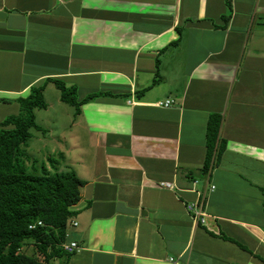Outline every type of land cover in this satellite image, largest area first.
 <instances>
[{
  "label": "crops",
  "instance_id": "0c3cea01",
  "mask_svg": "<svg viewBox=\"0 0 264 264\" xmlns=\"http://www.w3.org/2000/svg\"><path fill=\"white\" fill-rule=\"evenodd\" d=\"M32 86L25 169L83 181L69 264H264V0H0V122Z\"/></svg>",
  "mask_w": 264,
  "mask_h": 264
},
{
  "label": "trees",
  "instance_id": "16d2710c",
  "mask_svg": "<svg viewBox=\"0 0 264 264\" xmlns=\"http://www.w3.org/2000/svg\"><path fill=\"white\" fill-rule=\"evenodd\" d=\"M61 99L79 107L76 91L58 82ZM19 113L0 122V264H69L71 255L62 244L73 220L70 207L80 199L83 181L73 172L26 173L21 148L36 124L34 110L44 107L42 86H32L18 98ZM220 116L211 115L206 130L204 169L217 162L225 142L219 139ZM54 163V158L49 157ZM41 221V224L38 222ZM74 221V220H73ZM33 227H30V226ZM27 247H30L27 250Z\"/></svg>",
  "mask_w": 264,
  "mask_h": 264
},
{
  "label": "built area",
  "instance_id": "2783aa9c",
  "mask_svg": "<svg viewBox=\"0 0 264 264\" xmlns=\"http://www.w3.org/2000/svg\"><path fill=\"white\" fill-rule=\"evenodd\" d=\"M170 103V100H166L165 102L162 101H158L155 103L156 106H168ZM160 186H164L167 188H172L173 187V183L172 182H160L159 183ZM214 186H211V191L213 190ZM187 211L189 212V214L191 215V217L196 220V221H200V222H204V210L203 207L201 206L200 203L198 202H191L187 205ZM38 224H41V221L38 222ZM70 225L76 226L77 222L75 221H71ZM30 227H33L32 225ZM62 248L65 252L72 254L76 251H78L80 249V247L78 246V244L74 241H70V242H65L62 244Z\"/></svg>",
  "mask_w": 264,
  "mask_h": 264
},
{
  "label": "rangeland",
  "instance_id": "374dc122",
  "mask_svg": "<svg viewBox=\"0 0 264 264\" xmlns=\"http://www.w3.org/2000/svg\"><path fill=\"white\" fill-rule=\"evenodd\" d=\"M22 146H23V145H22ZM22 146H21V148H22ZM22 149H23V148H22ZM34 162L37 163V161H34ZM26 173H29V172L26 171ZM29 249H30V247H27V250H29ZM58 261H59V260H55V261H54V264H58Z\"/></svg>",
  "mask_w": 264,
  "mask_h": 264
}]
</instances>
